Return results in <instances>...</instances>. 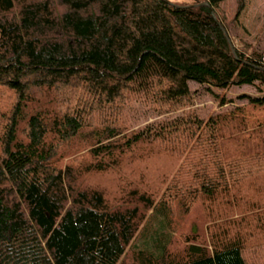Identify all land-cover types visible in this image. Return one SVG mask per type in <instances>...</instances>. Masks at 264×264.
Returning <instances> with one entry per match:
<instances>
[{
	"label": "trees",
	"instance_id": "trees-1",
	"mask_svg": "<svg viewBox=\"0 0 264 264\" xmlns=\"http://www.w3.org/2000/svg\"><path fill=\"white\" fill-rule=\"evenodd\" d=\"M225 1L0 0V264H264V54L233 45ZM138 151L172 172L152 185ZM174 207L202 230L135 249Z\"/></svg>",
	"mask_w": 264,
	"mask_h": 264
},
{
	"label": "rangeland",
	"instance_id": "rangeland-1",
	"mask_svg": "<svg viewBox=\"0 0 264 264\" xmlns=\"http://www.w3.org/2000/svg\"><path fill=\"white\" fill-rule=\"evenodd\" d=\"M172 4L183 6V5H199V0H168ZM243 2V9L241 10L239 16H237L238 8L240 3ZM221 20L226 23L227 27L231 33V39L233 45L240 50H244L246 52H251L253 50H258L263 52L264 54V0H227L219 5L216 9ZM192 89H198L200 92L196 96L195 100V108L196 110L204 117H207L220 109L216 98L213 94L205 93L202 91L203 88L201 86H197L194 82H190ZM221 95H227L229 97H233L236 103H243L245 100L243 98H239L240 95L251 94L256 95L257 89L252 86H240V87H231L227 91L216 90ZM137 116H139V124L144 125L147 122H151L155 119L154 115H140V109H135ZM138 156H145L143 159L145 160L144 164L136 163L137 173L142 172V167H146L153 170L154 165H158V170L153 171L149 175V179L152 181V185L155 181H158V178L162 175L161 173H170L172 172L171 165L172 160L169 158H160L156 153L149 154L145 151H138ZM136 158L135 160H138ZM134 161V160H132ZM130 162V161H128ZM126 165V164H125ZM174 165V164H173ZM161 174V175H160ZM96 183L105 184L104 179L97 178ZM166 185L164 186V188ZM159 189V188H158ZM161 192V190H160ZM162 193H159L155 199L156 202L160 199ZM152 211H148L146 213L147 217H150ZM206 215L205 208L199 207L196 210H193L190 213H184L182 209L178 207H174L172 216L170 217L172 220L171 228L166 229V226L163 223H159V218H153L150 228L145 232L143 237L138 238L134 242L135 249H146L151 248L154 249L153 243L156 242V238H158L157 233H175V243L174 248L178 250L179 245V236L184 233H188L190 229L195 225L198 226L200 230H202L201 221ZM173 226V227H172ZM171 229V230H170ZM177 242V244H176ZM133 248L129 250L128 253L124 257L123 264H135L133 261Z\"/></svg>",
	"mask_w": 264,
	"mask_h": 264
},
{
	"label": "water",
	"instance_id": "water-1",
	"mask_svg": "<svg viewBox=\"0 0 264 264\" xmlns=\"http://www.w3.org/2000/svg\"><path fill=\"white\" fill-rule=\"evenodd\" d=\"M192 6H197V5H192Z\"/></svg>",
	"mask_w": 264,
	"mask_h": 264
}]
</instances>
